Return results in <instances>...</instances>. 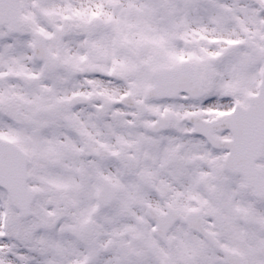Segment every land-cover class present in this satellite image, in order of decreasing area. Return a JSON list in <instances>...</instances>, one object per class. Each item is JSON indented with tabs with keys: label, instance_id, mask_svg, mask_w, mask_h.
Returning a JSON list of instances; mask_svg holds the SVG:
<instances>
[{
	"label": "snow or ice",
	"instance_id": "obj_1",
	"mask_svg": "<svg viewBox=\"0 0 264 264\" xmlns=\"http://www.w3.org/2000/svg\"><path fill=\"white\" fill-rule=\"evenodd\" d=\"M0 264H264V0H0Z\"/></svg>",
	"mask_w": 264,
	"mask_h": 264
}]
</instances>
